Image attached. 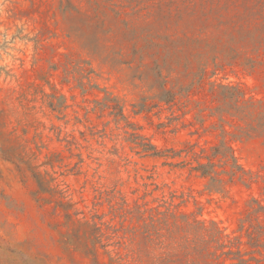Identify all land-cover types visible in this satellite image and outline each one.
Wrapping results in <instances>:
<instances>
[{
    "label": "rangeland",
    "instance_id": "1",
    "mask_svg": "<svg viewBox=\"0 0 264 264\" xmlns=\"http://www.w3.org/2000/svg\"><path fill=\"white\" fill-rule=\"evenodd\" d=\"M62 1L0 0V264H111L126 251L98 247L87 255L92 244L78 220L99 214L109 222L121 197L152 203L176 191L188 200L180 209L232 233L247 218L246 202L264 200L262 137L232 142L257 181L210 194L199 176L137 155L125 122L83 108L112 94L159 149L219 144V86L240 85L264 100V0H70L67 14ZM125 36L135 37L132 45ZM82 37L100 38L106 61ZM149 40L162 47L145 50ZM167 91L176 96L171 105ZM62 95L67 108L54 110ZM73 136L81 147L69 145ZM80 153L85 161L75 168ZM50 158L53 168L45 165ZM33 171L53 174L84 214L67 219L57 200L39 192Z\"/></svg>",
    "mask_w": 264,
    "mask_h": 264
},
{
    "label": "trees",
    "instance_id": "2",
    "mask_svg": "<svg viewBox=\"0 0 264 264\" xmlns=\"http://www.w3.org/2000/svg\"><path fill=\"white\" fill-rule=\"evenodd\" d=\"M62 1L63 13L70 12L72 2ZM115 0H106L114 2ZM91 2V1H90ZM84 45L93 56L104 58L106 47L98 37L83 38ZM135 37L125 36L122 43H130ZM161 48L152 40L145 45V50ZM136 48V47H135ZM134 48V51H135ZM137 52V50H136ZM106 61V58H104ZM80 87L86 91V84L81 82ZM219 100L222 106L215 109L219 115L221 140L219 144L204 147L188 142L182 149H159L146 136L140 133L142 128L131 122L123 113V107L114 104L117 100L112 94L101 100H94L93 107H84L87 114L90 112L105 115L108 113L114 117L116 125L121 126L128 136L126 141L132 144L131 149L140 157L162 159L163 166L175 169L187 170L190 175H197L206 180V190L210 194H227L228 186L238 182L250 188L257 181L259 175L247 170L240 163L232 142L241 140L252 134L259 135L264 139V100L253 96H247V89L240 85L219 86ZM169 98L164 100L171 105L175 101V94L167 91ZM60 104H50L54 110L58 107L67 108L66 97H60ZM84 102H89L85 100ZM91 103V102H90ZM138 114V112H135ZM76 119L81 120L76 116ZM231 129H227L226 125ZM96 127H89L92 135ZM86 140V133L80 132ZM70 146L81 147L80 141L73 136L68 141ZM79 161L75 168L84 163L83 154L77 155ZM54 167V161L50 158L45 163ZM33 173V178L38 184L41 194L49 195L50 199L57 200L56 208L61 209L67 219L84 214L74 211L75 204L67 200V191L55 184L56 178L49 171L45 175ZM80 173V172H79ZM120 193V192H119ZM191 197V196H189ZM115 198V196H114ZM176 199H181L176 203ZM119 205L111 207L112 219L103 222V216L93 214L91 220L84 217V221L78 220L80 226L88 231V240L92 248L85 252L87 255H97L98 247L106 249L110 246H118L126 251L125 254L119 250L111 257V264H264V200L251 197L246 202L244 210L246 219H241L238 228L232 233H226L213 220H199L194 212L180 209L188 200L185 194L177 195L176 191L170 193L169 199H155L152 203L140 202V198L130 203L126 197H121ZM112 202V201H110ZM195 204L200 202L195 200ZM202 209V208H201ZM119 221L116 222V219ZM247 237V242H243ZM248 245L252 250L245 251L243 245ZM110 254L109 252H106ZM258 254L260 258L255 257Z\"/></svg>",
    "mask_w": 264,
    "mask_h": 264
}]
</instances>
